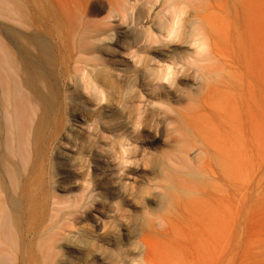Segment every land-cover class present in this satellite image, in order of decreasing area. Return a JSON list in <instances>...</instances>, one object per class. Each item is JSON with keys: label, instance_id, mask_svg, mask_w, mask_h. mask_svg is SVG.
I'll use <instances>...</instances> for the list:
<instances>
[{"label": "rangeland", "instance_id": "1", "mask_svg": "<svg viewBox=\"0 0 264 264\" xmlns=\"http://www.w3.org/2000/svg\"><path fill=\"white\" fill-rule=\"evenodd\" d=\"M22 6L20 21L0 14V38L8 33L27 65L45 71L41 80L55 87L46 96L50 111L63 100L64 83L74 80L108 89L93 107L97 113L110 107L122 116L123 107H134L130 127L115 137L98 131L120 144L124 163L114 174L86 169L101 200L77 221L100 229L97 211L105 202L110 209L124 205L147 155L149 169L165 173L176 196L147 200L134 215L141 253L129 264H264V0H23ZM119 68L128 84L113 78ZM68 96V103L87 101ZM1 163L0 181L13 189ZM56 167L63 170L65 162ZM34 177L21 179L18 198L30 197L39 185ZM77 179L83 178L70 175L67 182ZM48 194L31 196L33 225L44 224ZM0 206L11 224L3 189ZM128 240L122 235L111 251L127 253ZM28 249L31 263L40 264V241L32 239Z\"/></svg>", "mask_w": 264, "mask_h": 264}, {"label": "bare ground", "instance_id": "2", "mask_svg": "<svg viewBox=\"0 0 264 264\" xmlns=\"http://www.w3.org/2000/svg\"><path fill=\"white\" fill-rule=\"evenodd\" d=\"M8 3L14 9H8ZM22 4L23 0H0V14L20 21ZM34 29L38 30V26ZM10 39L8 33L4 34V40L0 38V160L9 173L6 179L13 189L7 186L6 180L0 181V189L7 194L12 223H7L4 208L0 206V264H32L28 249L32 239L40 241L37 258L40 264H129L141 253L140 247L134 245L131 226L134 215L145 210L147 200L160 204L163 197L171 201L176 196L169 190L167 175L149 169L147 155L143 157L141 173L126 187L124 205L110 209L105 202L97 211L100 229H93L84 220L77 221L75 216L88 214L89 204L101 200L100 190L96 188L98 181L88 180L86 169L101 170L96 174L99 176L106 171L114 174L113 169L124 163L120 144L112 146L115 139L100 136L98 131L115 137L118 130L130 127L134 119L133 105L123 107L122 116L113 114L115 110L110 107L97 113L93 107L102 101L108 89L94 81L74 80L72 84L64 83L63 100L56 111H50L46 96L50 86L53 90L55 87L41 80L42 75L46 76L45 71L28 66ZM12 43L15 42L12 40ZM185 46L186 43L181 44ZM122 71L123 68L114 70L113 78L125 85L128 77ZM68 91L84 95L87 101L68 103ZM170 138L176 146L180 145L173 131ZM183 157L187 159V154ZM59 162H65L61 171L56 170ZM33 174L39 185L31 188L30 197L18 198L15 187L24 177L33 178ZM70 175H81L83 179L67 182ZM116 183L106 179L104 184L112 188ZM122 188L123 185L119 190ZM42 191L49 194L43 200L45 221L40 227L32 224L35 201L32 197ZM55 191L60 195H55ZM122 235L129 239L125 245L127 253L117 254L111 248L119 244ZM147 260L151 261L149 257Z\"/></svg>", "mask_w": 264, "mask_h": 264}]
</instances>
